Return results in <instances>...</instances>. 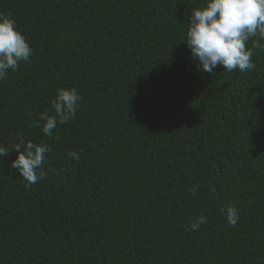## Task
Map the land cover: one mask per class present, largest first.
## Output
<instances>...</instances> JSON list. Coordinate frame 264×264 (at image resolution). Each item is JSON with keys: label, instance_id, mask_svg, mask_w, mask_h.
Instances as JSON below:
<instances>
[{"label": "trees", "instance_id": "1", "mask_svg": "<svg viewBox=\"0 0 264 264\" xmlns=\"http://www.w3.org/2000/svg\"><path fill=\"white\" fill-rule=\"evenodd\" d=\"M204 2L0 0L33 49L0 80V264H264V49L198 70L182 40ZM61 87L83 100L49 137ZM21 135L52 148L29 188Z\"/></svg>", "mask_w": 264, "mask_h": 264}, {"label": "clouds", "instance_id": "2", "mask_svg": "<svg viewBox=\"0 0 264 264\" xmlns=\"http://www.w3.org/2000/svg\"><path fill=\"white\" fill-rule=\"evenodd\" d=\"M253 37L257 39L252 40ZM252 40L251 47H247ZM264 0H205L192 9L188 17L186 41L191 57L198 70L214 73L218 66L227 72L238 70L247 72L256 67L253 62L254 49H264ZM33 49L27 37L18 29L11 13H0V80L7 77L9 70L15 71L21 63L30 64ZM83 97L75 87H61L56 90L51 102L54 114L47 110L39 113L36 126H41L44 135L51 137L58 125L74 119ZM12 150L17 155L11 162L25 181V188L35 185L46 176L44 163L46 154L52 148L41 142L25 141L21 135ZM9 149L0 144V158L7 156ZM75 160L80 156L76 151L68 153ZM189 191L195 195L196 188ZM226 221L235 227L239 220V209L234 204H226L220 209ZM207 217L199 215L189 226L188 231H198L206 224Z\"/></svg>", "mask_w": 264, "mask_h": 264}]
</instances>
